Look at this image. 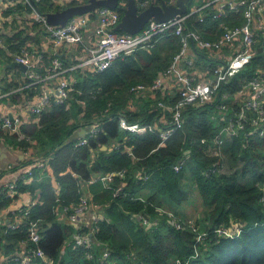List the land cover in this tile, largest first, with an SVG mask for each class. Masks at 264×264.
Here are the masks:
<instances>
[{"label":"trees","instance_id":"1","mask_svg":"<svg viewBox=\"0 0 264 264\" xmlns=\"http://www.w3.org/2000/svg\"><path fill=\"white\" fill-rule=\"evenodd\" d=\"M76 1L65 3L64 7L77 4ZM64 7L55 4L54 11ZM37 8L40 13L54 12L46 11L45 7ZM187 8L190 9L189 4ZM192 20L189 27L208 40L220 36L221 24L241 23L230 11H225L217 20L211 16L203 23L194 24ZM17 37L20 36L7 38L12 54L20 51L23 42L33 41L25 37L17 43ZM166 40L169 54L165 58L141 52L138 56L117 59L98 74L78 72L73 90L64 103L50 102L39 116L17 126L15 133L0 130L5 146L17 147L22 152L34 150V158L25 165L31 167L35 162H44L43 168L31 167L30 177L24 174L25 178L32 179L29 184L19 183L22 191H28L31 198L38 201L30 209L28 218L19 228L6 233L0 225L2 256L14 254L20 242L28 238L29 222L39 221L37 247L53 264H98L103 247L109 250L108 262L104 264H175L177 260L182 264H264V135L254 130L251 123L254 113L246 112L247 136L240 133L224 144L225 160L223 157L221 167L214 172L212 165L216 158L212 156L210 141L223 123V117L215 108L216 101L189 106L184 111L183 127L161 145L156 132L131 134L119 127L120 118L129 123L151 125L161 115L168 117L167 112L157 107V102L172 104L176 96L168 98L159 92L154 101L143 102L133 111L128 109V104L136 100L129 89L136 84L152 85L179 51L176 37ZM51 59V54L49 57L42 54L45 66L51 64ZM60 63L62 69L69 67L61 60ZM263 66L260 58L252 59L239 74L219 87V94L233 95ZM25 83L27 81L23 85ZM36 94L37 87H29L13 95L11 101L25 100ZM230 108L237 111L235 104ZM92 126L97 128V133L85 135L89 141L87 146L74 148L73 143L68 142L75 131ZM202 139L207 143H201ZM110 142L119 145L113 152L106 154L98 150L99 145L107 146ZM126 148L131 149L132 155ZM178 164L181 168L175 172L173 167ZM223 165L230 166L228 173L221 172ZM106 174H112L109 188L99 180ZM56 182L60 184L57 197ZM190 188L197 192L202 208L201 214L193 219L194 226L197 232L205 234L196 244L195 258H192L195 232L188 227L174 228L169 216L157 210L166 209L169 204L168 212L186 220L177 208L189 202ZM82 198L94 206L90 213L100 208V220L92 221L95 255L92 260L86 259V249L75 247L71 242L74 233L88 229L75 228L66 219L57 220L53 214L57 205L76 207ZM8 203L9 200L0 196V211ZM144 218L150 223L148 228L143 225ZM232 224L242 225L237 237L216 234L217 229ZM68 238L70 242L60 253ZM30 264L41 263L35 258Z\"/></svg>","mask_w":264,"mask_h":264},{"label":"built area","instance_id":"2","mask_svg":"<svg viewBox=\"0 0 264 264\" xmlns=\"http://www.w3.org/2000/svg\"><path fill=\"white\" fill-rule=\"evenodd\" d=\"M2 1H9L15 7L24 5L29 8L33 14L34 23L40 26L41 31L48 36L53 52L50 53L52 55L51 64L44 68L45 70H41V65L39 66L34 62V58H36L34 49L21 48L18 53L12 54V61L25 66L23 76L24 81H27V83L23 86L19 84L20 87L13 92H0V106L6 104L8 107L15 108V110L19 108L15 114L5 113L0 115V130L15 133L17 126L26 123L31 117L39 116L50 102L61 104L66 101L76 80L67 77L70 70L62 69L58 50L80 44L83 39V32L96 15L95 30L98 39L88 48L87 56L75 66V69H81L82 74L101 73L110 68L117 59L134 55L141 49L149 50L152 44L160 39L174 36L180 44L179 51L172 62L163 73L156 77L152 85L136 84L129 89L131 94L148 91L156 95L162 90L165 78L175 77L176 100L172 104H166L162 101L157 102V107L167 112L168 117L161 115L159 120L154 121L151 125H142L137 122L129 123L125 118H120L118 124L123 131L131 134L156 132L160 138L159 145H161L172 133L183 127L185 122L184 111L189 106H200L216 101L215 108L223 117V123L210 141L212 156L216 158L212 165L213 172L218 171L221 167L224 144L230 142L240 133L247 136L245 128L246 112L254 113L251 118V123L255 127L254 130L260 135H264V66L258 68L254 77L244 82L233 95L219 94V87L239 74L255 57V46L258 39L260 40V36L263 38L261 46L264 51V0H203L204 2L200 5H195L193 8L187 9L183 15L175 16L166 22L148 21L142 30L134 35L118 33L115 30L121 18L118 10L102 7L93 14L75 15L68 20L64 27H58L48 24L39 12L38 4H41L43 0H0V2ZM136 1L141 9L146 8L151 1L159 2V0ZM164 1L167 5L175 4V0ZM76 2L78 3L80 0ZM225 11L234 13L235 18L241 20V23L221 24V35L217 39H205L197 30L189 27L191 18H194L192 20L194 24L203 23L209 16L216 20L219 19ZM191 46L199 51L220 56L215 63L204 65L199 73L193 71L180 73L176 68V64L182 60ZM54 78H57L58 82L55 88H52L49 82ZM29 87H37V94L34 97L25 100L17 98L16 102L11 101L13 95L21 93L22 90ZM234 104L237 111H232L230 108ZM88 128H90V131L87 134L94 135L97 133V128H94V126ZM85 135L72 142L74 148L88 145L89 141ZM0 142V156L3 150L7 149L20 152L21 156L27 160L34 158L31 150L22 152L17 147L5 146L2 139H0ZM201 143L206 144L207 140L202 139ZM118 146L116 145V148ZM128 154L132 155L131 151H128ZM43 166L44 162L39 161L32 164L31 167L43 168ZM31 167L25 165L23 169L8 167L3 171L0 170V196L9 200L8 205L0 211V225L3 226V233L19 228L28 218L30 209L38 202L37 199H32L27 203H22V196H30V194L28 191H22L19 183L25 186L32 181L31 178L24 177V174L31 176ZM180 168V164L173 167L175 172H178ZM118 174L122 175V173ZM111 177L112 174H106L100 176L99 180L105 187L109 188ZM59 190L60 184L56 182L54 187L56 197L59 195ZM56 202H58L57 199ZM93 208L94 206L89 205L87 200L82 198L80 204L76 207L57 205L53 210L54 217L57 220L64 214V220L66 219V222L71 223L75 228L84 226L88 229L87 232L74 233L71 242L75 247L86 249L85 257L89 260L94 259L95 256L92 251L93 228L92 224L89 228L87 225L82 224L81 216L88 211L90 212ZM157 210L169 216L170 224L174 228L183 229L188 227L195 232V255L192 256V258H195L197 256L196 244L204 238L205 234L197 232L193 220H182L164 208H157ZM100 216L96 214L92 221L100 220ZM143 225L147 228L150 226L146 218L143 219ZM215 232L224 237H237L242 232V225L232 224L227 228H219ZM39 240L40 222H29L27 240L20 242L19 248L10 256H2L0 253V264H30L35 258H39L41 264H53V260L37 247ZM30 245L36 247L33 248ZM60 253H63V251L60 250ZM108 258V248H101L98 264L107 263ZM175 264L182 263L177 260ZM184 264H187V262Z\"/></svg>","mask_w":264,"mask_h":264},{"label":"crops","instance_id":"3","mask_svg":"<svg viewBox=\"0 0 264 264\" xmlns=\"http://www.w3.org/2000/svg\"><path fill=\"white\" fill-rule=\"evenodd\" d=\"M46 4H42V6L45 7L46 11H54L55 10V4H61L63 3L64 6L65 3L68 4V2H71L72 0H43ZM47 3H49V7L46 8ZM96 23L95 18L93 17L92 22L90 25L85 29L83 32V39L80 44L73 45L71 47H63L58 50V56L60 60L67 64L69 67L66 70H70L67 73V77L77 79L76 73L80 72L81 69H75V66L82 61L87 56L88 48L93 45L97 39L98 36L96 34ZM19 35L20 37H17V43L19 41H23L25 37L33 39L27 40L22 46L23 48L27 49H34L36 51V58L35 63L41 65V70H44L45 66L42 62V54L50 56V53L53 52L52 45L50 44V40L48 39V36L45 35L41 29L40 26H38L36 23H34V18L32 12L29 10V8L22 5V7L19 5L18 7L12 6L9 1H2L0 2V39L2 46H0V50L4 53H7V56L11 55L10 53V45L7 43V38H12L13 36ZM221 35V34H220ZM263 41V38L260 36V40L258 39V42L255 46V59L260 58V60L264 61V51L262 49L261 43ZM14 44V42L12 43ZM11 44V46H12ZM167 44L168 41L166 38L160 39L152 44L151 48L149 50H138L135 55H140L141 52H146L148 54H153L158 56L159 58H165L169 53L167 52ZM9 45V46H6ZM172 45V44H171ZM170 46H168L169 49ZM178 53V52H177ZM176 53V54H177ZM38 54V55H37ZM175 54V55H176ZM174 55V56H175ZM173 56V58H174ZM220 55H216L214 53H208L204 51H199L193 46H191L187 52L186 55L182 58L180 62L176 64L177 70H179L180 73H186L187 71H193L196 73H199L202 70V67L204 65H211V63H215L218 60V57ZM253 58V59H254ZM173 60V59H172ZM172 62V61H171ZM170 62V63H171ZM10 64L7 63L6 67ZM73 69V70H72ZM19 70V69H17ZM162 72L159 73V75ZM6 72H3L2 75H0V92H13L17 90L18 84L22 81H24L23 72L19 70L18 76L15 77L14 85L11 86H3L1 85L2 80L6 78ZM158 75V76H159ZM58 80L57 78H54L51 80L50 87L55 88V85L57 84ZM23 88V87H22ZM161 95L172 98L176 96L177 93V86L175 83V77H167L164 80V85L162 90L159 92ZM135 95V99L131 101L128 104V109L131 111L138 109L140 107L141 103H149L152 100H155L156 95L144 91L141 93L133 94ZM158 98V97H156ZM19 108H16V110ZM15 108L8 107V105L0 106V115H4L5 113H12L15 114L16 112ZM34 143V142H33ZM116 148V142H110L109 145H99L98 150L105 152L106 154H110L113 152V150ZM33 152L34 150L31 149ZM126 151H131L130 148H126ZM34 153V152H33ZM2 158H0V170L3 171L8 167H19L24 168L25 162L27 161L26 158H23L21 156V153L18 151H12L4 149L1 153ZM32 200L31 196L23 195L22 196V203H27L28 201ZM188 204V202L184 203L180 208H177L179 212L182 214L184 213L185 209L184 206ZM171 209L169 204L167 205V210ZM165 209V210H166ZM100 208H97L95 212L90 213L89 211L84 213L81 216V222L84 225H87L89 228L92 224V219L96 214H100ZM65 215L62 214L60 221L64 220ZM70 242V238H68L66 241H64L62 251H64V246H66Z\"/></svg>","mask_w":264,"mask_h":264},{"label":"water","instance_id":"4","mask_svg":"<svg viewBox=\"0 0 264 264\" xmlns=\"http://www.w3.org/2000/svg\"><path fill=\"white\" fill-rule=\"evenodd\" d=\"M76 1V0H72ZM191 0H175L174 5H167L164 0L158 3H151L144 9L138 6L136 0H80L77 4L68 5L59 11L41 13L47 23L53 26L64 27L68 20L75 15L93 14L99 8L105 7L112 10H118L121 13L120 22L116 26L117 32L134 35L138 33L144 25L152 20L156 22H166L169 19L186 13L187 6ZM95 19L97 18L94 15ZM7 69H19L25 71V66L12 61ZM12 119L11 116H9ZM90 131V128H84L75 131L68 139L72 143L84 136ZM4 154L0 156L2 158ZM95 178V176H93Z\"/></svg>","mask_w":264,"mask_h":264},{"label":"rangeland","instance_id":"5","mask_svg":"<svg viewBox=\"0 0 264 264\" xmlns=\"http://www.w3.org/2000/svg\"><path fill=\"white\" fill-rule=\"evenodd\" d=\"M202 2H204V1L203 0H191L189 2V7L193 8L195 5H200ZM42 4H46V3L43 1L41 4H38V7L39 8L44 7V6H42ZM48 7H49V3H47V5H46V8H48ZM6 46H9V45H6ZM9 62L11 63L12 60L10 59L9 56H7V53H4L0 50V75H2L3 72H6V74H5L6 78H4L2 80V83H1V85H3L4 87L14 85L15 84L14 79L19 74V70H17V68H15V69H7L6 68L7 63H9ZM223 157L225 160V156H223V153H222L221 158L223 159ZM229 171H230L229 165H227V166L223 165L222 166L221 172L228 173ZM188 190L190 193V199H189L188 204H186L184 206L185 211L183 214H184V216H186L187 219H191V220L194 219L195 220L201 214V211H202L200 198L198 197V194L194 189L192 190L190 188Z\"/></svg>","mask_w":264,"mask_h":264},{"label":"clouds","instance_id":"6","mask_svg":"<svg viewBox=\"0 0 264 264\" xmlns=\"http://www.w3.org/2000/svg\"><path fill=\"white\" fill-rule=\"evenodd\" d=\"M119 33V32H118Z\"/></svg>","mask_w":264,"mask_h":264}]
</instances>
